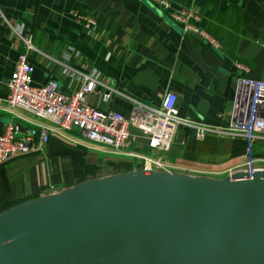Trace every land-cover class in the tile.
Listing matches in <instances>:
<instances>
[{
  "label": "crops",
  "instance_id": "0c3cea01",
  "mask_svg": "<svg viewBox=\"0 0 264 264\" xmlns=\"http://www.w3.org/2000/svg\"><path fill=\"white\" fill-rule=\"evenodd\" d=\"M167 1L171 10L198 13L199 27L219 42L220 49L214 50L187 35L206 70L190 58L179 26L147 0H0V132L10 124L22 133L47 123L3 103L6 83L24 50L20 38L33 48L27 54L32 86L52 82L71 95L81 84L79 74L86 73L84 65L113 90L107 103L98 95L107 91L99 87L87 98L99 111L127 117L137 104L155 109L166 94H173L179 118L228 126L237 107V80L264 79V0ZM70 11L93 17L96 32L86 36ZM235 62L247 72L236 70ZM128 141L130 152L148 153L146 139L134 131ZM242 156L240 140L216 135L197 140L188 129L178 128L161 162L173 174L223 179L224 172L241 164ZM78 157L28 155L0 165V213L82 183ZM256 158L264 161L260 148Z\"/></svg>",
  "mask_w": 264,
  "mask_h": 264
},
{
  "label": "water",
  "instance_id": "95a60500",
  "mask_svg": "<svg viewBox=\"0 0 264 264\" xmlns=\"http://www.w3.org/2000/svg\"><path fill=\"white\" fill-rule=\"evenodd\" d=\"M45 150L85 155L54 138ZM0 264H264V172L82 182L0 213Z\"/></svg>",
  "mask_w": 264,
  "mask_h": 264
},
{
  "label": "built area",
  "instance_id": "2783aa9c",
  "mask_svg": "<svg viewBox=\"0 0 264 264\" xmlns=\"http://www.w3.org/2000/svg\"><path fill=\"white\" fill-rule=\"evenodd\" d=\"M147 1L167 12L170 21L178 25L184 35L198 36L209 48L220 49L219 42L199 27L200 16L195 11L171 10L167 0ZM70 15L86 36L96 32L97 24L93 17L75 11H70ZM20 40L24 50L17 56L14 70L6 83L7 94L3 103L11 110L20 109L47 123L31 125L22 133L14 125L5 126L0 132V165L15 158L41 153L50 138L80 150L87 149L66 135L76 131L85 141L105 147L103 153L117 157L124 163L136 161L131 171L171 173V168L161 162V155L169 150L176 130L185 128L197 140L206 135H216L243 143L241 164L224 172L221 175L223 178L234 173L250 178L256 172H264V161L256 158L259 148L264 151V79L237 80V107L233 120L224 128L208 127L179 118L173 94H166L158 108L137 104L127 117H122L118 113L99 111L88 104L87 98L96 92V88L107 91L97 93L103 103L108 102L113 90L102 83L96 71L87 70L84 65L80 66L86 73L79 74L81 84L71 95H64L52 82L39 87L32 86L29 79L32 69L27 63V54L33 48L27 39ZM233 67L240 72H247V68L239 63H233ZM131 131L137 137L146 139V155L128 150Z\"/></svg>",
  "mask_w": 264,
  "mask_h": 264
},
{
  "label": "rangeland",
  "instance_id": "374dc122",
  "mask_svg": "<svg viewBox=\"0 0 264 264\" xmlns=\"http://www.w3.org/2000/svg\"><path fill=\"white\" fill-rule=\"evenodd\" d=\"M66 135H71V134L66 133ZM70 139L88 147L85 150L81 149L82 151L85 152V155L82 157V161H81V163L83 162L82 167L85 168L87 165H89V167L93 168L91 173H88L87 176H84L86 180H93L103 177L119 175L122 173H126L128 171V168H130L129 166L127 167L126 163H124V161L120 160L119 158L103 153L102 152L103 150L106 151L105 147L98 146L85 141L80 135H78V132L76 135H71ZM37 155L45 156L46 155L45 149L41 153H38ZM63 157H68V156H63ZM135 163L136 161L132 160L130 166L134 165ZM80 169H81V164H80ZM221 178H223V176H221ZM81 181H83V179Z\"/></svg>",
  "mask_w": 264,
  "mask_h": 264
},
{
  "label": "trees",
  "instance_id": "16d2710c",
  "mask_svg": "<svg viewBox=\"0 0 264 264\" xmlns=\"http://www.w3.org/2000/svg\"><path fill=\"white\" fill-rule=\"evenodd\" d=\"M77 159H78V161H79L80 164H81V170H82L83 181H84V180H86V178H85L84 176H87L88 173H91V171L93 170V168H92V167H89V165H87L85 168H83V167H82L83 162L81 163V161H82V157H78ZM126 165H127V167H128V166L130 167V168H128V171H127V172L131 171V170H132L131 166L128 165L127 163H126ZM84 178H85V179H84ZM83 181H81V182H83Z\"/></svg>",
  "mask_w": 264,
  "mask_h": 264
}]
</instances>
